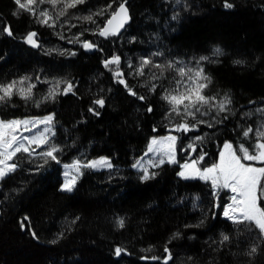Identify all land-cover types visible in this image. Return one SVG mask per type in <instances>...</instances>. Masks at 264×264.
<instances>
[{
	"label": "trees",
	"instance_id": "1",
	"mask_svg": "<svg viewBox=\"0 0 264 264\" xmlns=\"http://www.w3.org/2000/svg\"><path fill=\"white\" fill-rule=\"evenodd\" d=\"M121 4L129 25L99 35ZM30 7L35 15L0 0V86L15 82L0 100V120L51 115L53 133L32 155H15L0 181V264H264V233L222 216L227 191L178 176L188 161L200 170L216 164L224 143L239 155L241 144L251 150L264 131V0ZM33 32L36 47L27 43ZM197 71L211 99L195 118L178 115L164 97L183 92ZM181 123L188 130L177 131ZM167 134L177 138L175 163L134 169L150 140ZM53 147L55 160L42 155ZM97 158L110 167L81 166L72 191L61 190L64 166Z\"/></svg>",
	"mask_w": 264,
	"mask_h": 264
},
{
	"label": "snow or ice",
	"instance_id": "2",
	"mask_svg": "<svg viewBox=\"0 0 264 264\" xmlns=\"http://www.w3.org/2000/svg\"><path fill=\"white\" fill-rule=\"evenodd\" d=\"M36 0H15V3L18 5L19 8L24 9L27 12L35 15L36 10L31 8L30 6L33 5ZM45 0H40V3H44ZM48 3L52 4L53 7L57 3H60L61 0H47ZM65 8L74 7L78 3H82L83 0H64ZM226 7H231L230 4H225ZM121 13L124 14V19H126V9L124 5L121 4L119 10L115 11L112 14V18L107 21V24L100 28L99 35L101 36H108V35H115L118 28L121 26L120 24L116 25L115 27H109L113 25V20L116 19L117 16H120ZM16 14V13H14ZM63 14V11L61 12ZM40 16L44 17L43 20H40L42 24H48V20L50 19L49 14L45 11L40 12ZM87 19H91V17H87ZM122 23V22H121ZM54 26V25H48ZM7 31L9 35H11L10 29H4ZM36 34L29 33L27 37V41L31 43L33 46H36V43L33 37ZM85 48L92 47L91 44L85 43ZM215 54H220V50L216 49ZM117 57H114L113 60L118 62ZM201 59H207L206 57H201ZM112 61H106V66L111 63ZM143 65H148L151 63L150 60H144ZM239 63V62H237ZM154 67H163L161 65H154ZM168 67H172V65H168ZM191 71V70H189ZM141 74H143L141 70ZM120 73H117V76H120ZM178 75L184 77L186 72L183 68L178 69ZM190 83L184 86L185 90L183 92L177 91L175 94H170L165 96L164 99L168 101L172 105V111L176 112L178 115L183 114L187 116H192L195 118V113L199 112L201 107L208 104L210 101V97H207L203 94V89L207 86L203 83H198L199 79L207 80L206 76L202 75L201 71H197L195 73V77H189ZM121 83L124 81L121 79ZM15 87V82L13 84H9L6 86H0V92H3V96H0V100H3L5 97L11 98L13 94V88ZM71 86H69L70 89ZM24 90H21V94H23ZM30 91V89H29ZM67 91V90H66ZM134 94V93H133ZM24 98H27L26 96ZM230 102V101H225ZM225 102H221L219 105V110H225ZM96 103L103 106V101L98 100ZM183 108V113H181L180 109ZM151 111V109H149ZM52 120L51 116L44 118L41 121H21V120H12V121H0V178H3L7 172H10L15 169V164H8V161H11L13 157L18 152H26L29 155H32L34 149L30 151L29 146H26L22 143L21 136L16 135L15 133L18 131L21 125H24L26 130H30L27 126L30 123H44L48 124ZM189 125L186 123H181L177 125L176 130L179 131L181 129L188 130ZM253 131L252 128H248L244 132V136H249V133ZM257 140L250 150L248 147H245L241 144L239 148V153L242 155L237 154V151L233 150V146L231 144H225L224 149L220 154V163L214 164L211 168H205L203 171L200 169L195 168L196 161H193L192 164H185L182 167L192 168L193 171L200 176L201 179L211 180L213 188L224 187L230 189L234 195L230 197L232 200V205L225 208V215L228 216L229 219H232L235 223L241 222H250L254 223L255 226L260 230L261 233H264V208L258 206L257 200L258 196L264 195V184L261 183L262 178H264V167H253L250 165H245L242 163V160L248 161H257L264 163V131H257L256 132ZM172 145H174L176 137L170 136L166 138ZM29 145L35 144L37 147H40L42 143H46V139L41 136H32L28 138ZM153 144H156L157 141H153ZM152 145L149 146V151H153ZM57 149L55 147L51 148L49 151H45L42 155L46 157H51L53 160L56 157L53 155ZM203 159V156L200 157ZM161 163L164 161L161 160ZM169 162L174 161V153L170 155ZM97 163L101 162H92L89 165H85L86 167H95ZM106 163V162H103ZM110 167V165H107ZM66 168L69 166L66 165ZM135 167V165H134ZM68 173L65 172V176ZM181 176H184L185 173L181 172ZM77 177L73 176L70 180H66L63 185V190L72 191V188L75 184ZM142 179H148V175L145 174ZM259 186V191H258ZM231 213V215H230ZM121 226H123V221L119 222ZM225 240L228 239L227 236L224 237ZM253 252L256 251L255 248L252 249ZM121 253V249H116V254L119 255Z\"/></svg>",
	"mask_w": 264,
	"mask_h": 264
},
{
	"label": "rangeland",
	"instance_id": "3",
	"mask_svg": "<svg viewBox=\"0 0 264 264\" xmlns=\"http://www.w3.org/2000/svg\"><path fill=\"white\" fill-rule=\"evenodd\" d=\"M28 45L32 46V47H36V46H33L31 43H29L27 41ZM36 43V42H35ZM48 116H51V115H48ZM48 116H44V117H34V118H25V119H21V121H32V122H36V121H41L43 120L44 118L48 117ZM52 117V116H51ZM2 121V120H0ZM12 121V120H11ZM52 121V120H51ZM51 121L50 123L48 124H44V123H30L27 128L30 129V130H26L24 125H21L20 128L18 129V131L15 133L16 135L18 136H21L23 137L24 139H22V143H24L26 146H29L30 148V151L32 149L37 150L38 148L40 147H43L45 144H47V142L49 141L50 139V136L51 134L53 133V129H52V124H51ZM7 122V121H6ZM43 135V137L46 139V143H42L40 147H37L35 144H31L29 145V140L28 138L32 137V136H41ZM170 136H174L173 134H167L165 136H161V137H156V138H152L148 144V147H147V157H142L141 159H139L136 164H135V167L134 169L136 170H140V171H144L145 173H147L148 171V168L150 166L153 167V165L157 164V165H162L164 163H175V162H169V159H170V155H172L174 153V161H175V145H176V141H177V138L175 140V143L174 145H172L169 141H167V137H170ZM176 137V136H174ZM157 141L156 144H153L152 142L153 141ZM226 143L223 144V146L221 147L220 151H219V154H218V160H217V163L216 164H219L220 163V154L222 151H225L224 149V145ZM229 144V143H227ZM152 145L153 147V151H149V146ZM234 150V149H233ZM33 151V152H34ZM23 152V151H21ZM19 153V152H18ZM17 153V154H18ZM16 154V155H17ZM242 155V153L240 154ZM14 158V157H13ZM2 159V158H0ZM13 160V159H12ZM12 160L11 161H8L7 163L8 164H12ZM163 160L164 162L161 163L160 161ZM101 162V163H97V165L95 167H90L92 169H100V168H104V167H107V165L109 164V160L106 159V158H97V159H94L92 161H90L88 164L86 165H89L91 164L92 162ZM103 162H106V163H103ZM242 163H244L245 165H250V166H253V167H264V163H261V162H257V161H248V160H242L241 161ZM193 161H188V162H185L183 163L182 165H180V172L178 174V176L180 178H182L183 180H193V179H198V180H201V181H204V182H209L210 185H212V182L211 180H205V179H201L200 176L198 174H196L192 168H183L182 166L185 165V164H192ZM69 167L66 168L65 166L63 167V175H62V186H61V190H63V185L65 183L66 180H70L73 176L77 177L78 174H79V168L81 166H85V165H82V164H79V163H76V164H73V165H68ZM212 167V166H211ZM209 167V168H211ZM195 168L199 169L196 164H195ZM203 171V170H201ZM11 172V171H10ZM10 172H7L6 175ZM65 172L68 173L67 176H65ZM181 172H184L185 175L184 176H181L180 173ZM5 175V176H6ZM4 176V177H5ZM2 180V178H0V181ZM76 182V181H75ZM75 185V184H74ZM74 187V186H73ZM213 188V186H212ZM218 188H223L225 191H227V193L229 194L228 195V203L224 206L223 208V214L222 216L226 219H229L228 216L225 215V208H227L228 206L232 205V200L230 199V197H232L234 195V193H232L230 191V189L228 188H224V187H217V188H213L214 191H216ZM73 189V188H72ZM64 192H71V191H67V190H63ZM257 203H258V200H257ZM231 215V213H230ZM232 220V219H230Z\"/></svg>",
	"mask_w": 264,
	"mask_h": 264
},
{
	"label": "water",
	"instance_id": "4",
	"mask_svg": "<svg viewBox=\"0 0 264 264\" xmlns=\"http://www.w3.org/2000/svg\"><path fill=\"white\" fill-rule=\"evenodd\" d=\"M124 5V8L126 9V19H124V14L123 13H121V15L120 16H117L116 17V19L115 20H113V25H111V26H109L110 28L111 27H115L116 25H118V24H120L121 26L118 28V30L116 31V34L115 35H111V36H119L123 31H124V29L129 25V23H130V15H129V12H128V9L126 8V6H125V4H123ZM119 8H120V6L116 9V11L117 10H119ZM112 18V15L110 16V18L109 19H111ZM108 19V20H109ZM107 20V21H108ZM122 22V23H121ZM107 24V22L105 23V25ZM110 35H108V36H110Z\"/></svg>",
	"mask_w": 264,
	"mask_h": 264
}]
</instances>
